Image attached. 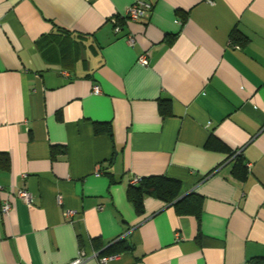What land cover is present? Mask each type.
I'll return each mask as SVG.
<instances>
[{
    "label": "crops",
    "instance_id": "1",
    "mask_svg": "<svg viewBox=\"0 0 264 264\" xmlns=\"http://www.w3.org/2000/svg\"><path fill=\"white\" fill-rule=\"evenodd\" d=\"M134 1L0 0V264L264 256V0H143L124 22ZM151 176L199 196V217L151 197L138 215L127 190Z\"/></svg>",
    "mask_w": 264,
    "mask_h": 264
},
{
    "label": "trees",
    "instance_id": "2",
    "mask_svg": "<svg viewBox=\"0 0 264 264\" xmlns=\"http://www.w3.org/2000/svg\"><path fill=\"white\" fill-rule=\"evenodd\" d=\"M118 24L123 21L117 18ZM235 32L232 38L237 37ZM159 110L162 115H170L169 101L160 102ZM95 133H100L103 131L110 132L109 125L96 124L94 127ZM205 147L211 150L225 151L226 148L219 141L210 138ZM57 147H52V156L54 157V149ZM65 153V149L61 151ZM7 160V159H6ZM237 167V166H236ZM127 198L131 202L135 212L141 215L144 210L143 200L145 197H151L158 199L173 206L178 214L182 215H192L196 218L199 217L201 212V198L195 194H188L182 196L181 194V184L177 180H173L164 176H151L148 178H141L136 184H130L127 190ZM127 246L120 240L117 243L111 245L108 250L104 252L106 255H114L120 251L126 250ZM248 264H264V256H259L251 258Z\"/></svg>",
    "mask_w": 264,
    "mask_h": 264
},
{
    "label": "built area",
    "instance_id": "3",
    "mask_svg": "<svg viewBox=\"0 0 264 264\" xmlns=\"http://www.w3.org/2000/svg\"><path fill=\"white\" fill-rule=\"evenodd\" d=\"M152 6L150 3L145 2L143 0H135L132 5H130L124 13L123 20L124 22H137L145 18L148 14V12L151 10ZM114 31L115 33L120 32L121 27L117 24V19H114ZM127 42L129 45L133 44L132 37L127 38ZM238 48L237 46H234ZM138 63L142 66H146L148 64L147 57L145 55L140 56L138 58ZM92 92L95 94H98L100 92V89L98 86H94L92 89ZM100 170L97 169V173H99ZM141 178H133L132 184H136L139 182ZM1 190V188H0ZM17 197L27 206L30 207L33 203L32 195L26 190V189H20L17 193ZM60 202V201H59ZM100 209V208H99ZM11 210V204L8 201H4L1 204V212L3 215H7ZM93 258H99L97 254H93ZM115 256H106L99 258V262L101 264H105L107 261L113 259ZM87 257L85 254L80 251L77 258L70 262L69 264H81Z\"/></svg>",
    "mask_w": 264,
    "mask_h": 264
}]
</instances>
